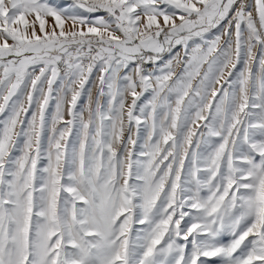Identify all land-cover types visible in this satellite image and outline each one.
Instances as JSON below:
<instances>
[{
  "label": "snow or ice",
  "instance_id": "obj_1",
  "mask_svg": "<svg viewBox=\"0 0 264 264\" xmlns=\"http://www.w3.org/2000/svg\"><path fill=\"white\" fill-rule=\"evenodd\" d=\"M0 264H264V0H0Z\"/></svg>",
  "mask_w": 264,
  "mask_h": 264
},
{
  "label": "rangeland",
  "instance_id": "obj_2",
  "mask_svg": "<svg viewBox=\"0 0 264 264\" xmlns=\"http://www.w3.org/2000/svg\"><path fill=\"white\" fill-rule=\"evenodd\" d=\"M50 2L51 3H58V4L66 5V4L71 3L72 0H50ZM46 21H47V23H46V29L49 27V25L54 24V21L52 20L51 17L46 18ZM67 26L68 25L66 24L65 27L67 28ZM38 28H39V25L37 24V30H38Z\"/></svg>",
  "mask_w": 264,
  "mask_h": 264
}]
</instances>
